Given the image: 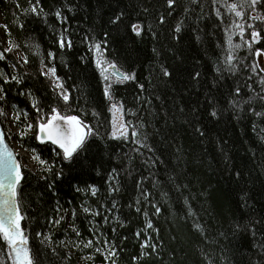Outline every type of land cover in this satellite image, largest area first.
I'll list each match as a JSON object with an SVG mask.
<instances>
[{"label": "trees", "instance_id": "obj_1", "mask_svg": "<svg viewBox=\"0 0 264 264\" xmlns=\"http://www.w3.org/2000/svg\"><path fill=\"white\" fill-rule=\"evenodd\" d=\"M34 3L19 0L17 7V0H0V16L11 32L6 36L19 45L6 53L0 70L23 78L20 84L5 85L7 97L0 106L6 114L0 115V123L10 145L15 140L30 155L34 148L44 159L55 160L54 172L64 166L62 178L45 179L48 174L36 161L38 171L23 165V226L39 264H80L83 257L92 260L81 264H264V248L258 246L264 245V85L260 83L264 72L254 53L255 48H264V33L251 53L246 46L236 51V67L229 71L228 32L232 20L239 19L213 0H176L172 8L167 0H39L38 10L43 9L39 15L30 10ZM218 7L223 20L216 15ZM57 10L67 19L62 22ZM248 12L247 22L264 28V23L249 19L256 13ZM120 13H124L121 20L113 24ZM134 23L142 28L140 35L132 31ZM64 29L65 36L73 39L70 49H60L57 43ZM93 37L106 49L104 57L137 75L136 81L118 86L116 97L135 111L125 120L138 128L140 137L110 138L105 81L95 63L96 53L89 49ZM232 40L244 43L238 32ZM15 50L27 55L29 63L20 61ZM50 51L56 53L55 60L48 57ZM42 59L57 68L72 96L69 105L41 74ZM254 62L259 64L255 73L250 67ZM161 64L171 77L162 74ZM140 83L146 91L139 89ZM29 91L32 96L21 94ZM33 97L44 113L55 105L62 114L80 115L97 128L99 135L87 141L72 165L56 157L52 151L56 146L36 139V127L23 139L13 134L12 124L20 134L26 131L24 124L36 123ZM92 109L99 112L98 118ZM8 112L13 114L11 120ZM14 113H21L19 121ZM145 135L151 151L135 143ZM52 179L56 183L49 188ZM92 185L98 188L95 196ZM109 185L118 191H110ZM83 207L99 215L85 213ZM89 239L92 246L87 245ZM70 244L83 248L74 251ZM96 247L101 248L99 254ZM112 247L116 255L105 259ZM6 253L0 239V259Z\"/></svg>", "mask_w": 264, "mask_h": 264}, {"label": "snow or ice", "instance_id": "obj_2", "mask_svg": "<svg viewBox=\"0 0 264 264\" xmlns=\"http://www.w3.org/2000/svg\"><path fill=\"white\" fill-rule=\"evenodd\" d=\"M198 2V0H197ZM176 0H167V5L169 8H172ZM214 4H219L223 8L227 10L229 14H234L237 20H232L231 22V30L228 32L227 39V55L225 57V64L228 65V70L233 71L236 65L233 63L237 59L236 51L242 47H247L249 52L253 51V45L260 43L262 38V33H264V28H258L255 24L248 23L245 19L246 16L249 15L248 10L256 13L255 15H251L249 19L253 21H260L264 23V0H213ZM39 0H36V3L31 5V12L39 15V11L43 9L40 8L38 10ZM17 7H21L19 4V0H17ZM261 9L262 11H258ZM27 12L28 10H24ZM147 11V9H145ZM55 15L61 18V21L67 19V17H63L62 13L57 10ZM124 13H120L115 16L112 20L113 24L118 23L121 20V17ZM216 15L221 17L223 20V14L218 7L216 9ZM160 22L163 23L165 17L163 15L160 16ZM3 27L8 31L9 36L11 35L10 30H8L7 25H3ZM20 27H23L21 24ZM132 31L137 35H140L142 32V28L138 24H132ZM251 29L249 33L250 38L245 40V33ZM180 26L176 27V31L179 32ZM65 32L67 29L62 30L59 33V37L57 43L60 49L64 48H72L73 47V39L71 36H65ZM238 32L240 40L244 41L241 43H233L232 37L236 35ZM107 33H105V37H107ZM92 42L89 43V49L94 50L96 53L95 63L97 68L100 70L101 76L105 81L103 94L105 98L109 101V112L111 113V132L110 138L112 139H128L129 134L133 137H140L141 133L135 125L131 124V121L125 120L126 114L135 115V111L130 108H125L123 101L118 100L116 97V92L118 91V86L127 82V81H136L137 75L135 72L123 71L121 70L117 62L114 60H109L102 55L101 42H96L95 38H91ZM104 44H107V40L103 41ZM9 44L12 45L6 49L0 50V60L6 59V53H11L14 48H19V45L12 44V41L9 40ZM155 52L156 50L153 49ZM255 56L260 58L262 54H264V48H255L254 50ZM48 57L55 60L56 53L48 52ZM22 62L27 64L29 63V59L27 55L22 57ZM41 74L49 79L52 84V90L56 93L57 97L65 103V105H69L70 100L72 99L71 93L68 88L64 86V82L60 76L57 75V68L52 65L49 66L45 64L44 60H41ZM258 63H253L250 67L252 72H256ZM12 67H17L16 64H13ZM46 69V70H44ZM109 69H111V73H109ZM160 70L165 77H171L172 72L169 68L163 64L160 66ZM217 71H220L219 66L217 67ZM260 72H264V67H260ZM196 77H199L200 73H195ZM0 78L3 79V82L0 83V101H5L7 97V91L5 89V85L16 82L20 84L23 82V78L18 75H7L2 70H0ZM250 78V77H249ZM261 85H264V76L260 78ZM138 87L141 91H146L145 85L140 83ZM236 93L239 94L241 89L239 87L236 88ZM22 95L27 94L32 96V93L29 91L27 93L22 92ZM233 104H237L234 100ZM237 106H239L237 104ZM32 107L35 109L37 116L35 117L36 123H28L24 124L23 128L27 130H31L34 127L38 129L36 134V139L39 140L40 143H50L55 148L52 149L55 152L56 157H59L60 160L66 162L68 165H72L78 158L79 154L86 149L87 141L93 137L99 135L97 128H94L90 123L86 122L80 115H71V114H62V110L53 105L49 113L43 112V106L41 105L38 98H32ZM83 111V109H81ZM5 109L0 106V115H5ZM92 116L99 117V112L95 109H92ZM22 115L25 119H27L28 113L27 111H23ZM212 116H217L218 113L214 109L211 113ZM259 115V113H257ZM14 118L19 121L21 118V113H14ZM198 131H200L198 129ZM5 132L2 128H0V239H2L4 246L7 249L6 257L4 259H0V264H5L6 260H10L11 264H39L36 259V254L29 246L28 236L25 234V227L22 226V221L25 220V214L22 211L20 196H21V185L22 182L26 179L24 167L21 161L17 158V154L9 147V145L5 142ZM27 135V131L22 130L20 132V137L23 139ZM201 135L203 132L201 131ZM147 136L145 135L143 139H136L135 143L139 144L142 148L146 147L150 151L151 146L147 144ZM139 151V149H137ZM32 159L36 161L41 166V171L43 173H47L48 175L44 176L45 179H49L50 176H55L56 179H60L64 176V166L60 165L57 171H53L56 167L55 160H47L42 157V154L38 152L36 149H31ZM155 163V161H152ZM115 172L116 170L113 169ZM239 175V173H237ZM115 177H109V179H114ZM56 179H52L49 183V188H54ZM110 191H118V187H113L109 185ZM77 191H83L79 187H77ZM98 192V188L95 185L91 186V193L93 196ZM188 203L187 199L185 201ZM139 203V201H137ZM59 211V202H57ZM83 211L85 213H92L93 215H99L98 212H94L92 209L88 207H83ZM137 211H140L137 208ZM159 207L156 208V212L159 213ZM73 215L75 212L73 211ZM147 215V213H145ZM64 217L62 216L61 219ZM107 218H105V222ZM55 223L59 224L60 221L57 220ZM258 223V222H257ZM74 227V226H73ZM148 227H152L151 222H148ZM195 227L201 231H203V226L201 224H196ZM239 227V226H238ZM253 233H255L256 228L253 224L251 226ZM75 230V228H74ZM115 231V229H113ZM38 236L43 235L42 233H37ZM77 235L80 233L77 230ZM139 235V233H137ZM46 239L50 240V237H46ZM103 243L108 244L107 240H104ZM88 246L93 245V240L89 239L87 241ZM259 247L264 248V245H258ZM96 252H101L100 247L95 248ZM108 255L105 259H110L116 255L114 247L107 250Z\"/></svg>", "mask_w": 264, "mask_h": 264}, {"label": "rangeland", "instance_id": "obj_3", "mask_svg": "<svg viewBox=\"0 0 264 264\" xmlns=\"http://www.w3.org/2000/svg\"><path fill=\"white\" fill-rule=\"evenodd\" d=\"M3 20L0 16V38L2 40V43L4 45V48H8V47H11V45L9 44V39L7 38L6 36V30L5 28L3 27ZM15 54H16V57L22 61V57L24 56L19 50H15ZM263 58V57H262ZM0 61H3V60H0ZM8 117L9 119L11 120L13 118V114L11 112L8 113ZM28 123H31L30 121ZM11 129H12V132L13 134H16V135H20L19 134V131L18 129L15 127L14 124L11 125ZM27 133H30L32 134L34 129H31V130H27ZM13 146L16 150V153L20 155L21 159H22V165H28L29 168L33 169L34 171H38V166H37V163L31 158L32 155H30L26 150H23L17 143L16 141H13ZM70 246L72 247V249L74 251H79L81 248H83V246H81V244H70ZM87 247V245H86ZM81 252V251H79ZM108 253V251H106ZM100 252H96V254H99ZM103 254H105V252H102ZM95 254V253H94ZM92 258L90 257H86V258H82L80 260V264L83 262V261H91ZM99 264V263H97Z\"/></svg>", "mask_w": 264, "mask_h": 264}, {"label": "water", "instance_id": "obj_4", "mask_svg": "<svg viewBox=\"0 0 264 264\" xmlns=\"http://www.w3.org/2000/svg\"><path fill=\"white\" fill-rule=\"evenodd\" d=\"M261 63H260V67H264V61L263 58L260 57ZM109 73H111V69H109ZM0 128H2L1 123H0ZM3 129V128H2ZM39 141V140H38ZM5 142L9 145V147L15 152L14 148L8 143V141L6 140L5 137ZM22 226H23V221H22Z\"/></svg>", "mask_w": 264, "mask_h": 264}]
</instances>
